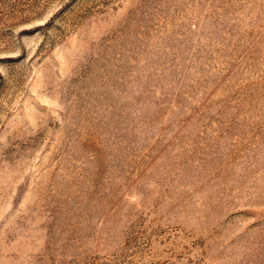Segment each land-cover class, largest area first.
<instances>
[{
  "label": "rangeland",
  "instance_id": "obj_1",
  "mask_svg": "<svg viewBox=\"0 0 264 264\" xmlns=\"http://www.w3.org/2000/svg\"><path fill=\"white\" fill-rule=\"evenodd\" d=\"M0 264H264V0H0Z\"/></svg>",
  "mask_w": 264,
  "mask_h": 264
}]
</instances>
